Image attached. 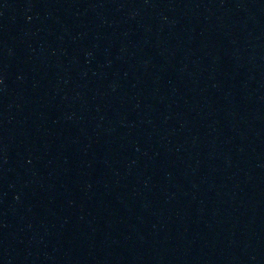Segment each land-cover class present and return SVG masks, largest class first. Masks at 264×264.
Segmentation results:
<instances>
[{
	"label": "water",
	"instance_id": "95a60500",
	"mask_svg": "<svg viewBox=\"0 0 264 264\" xmlns=\"http://www.w3.org/2000/svg\"><path fill=\"white\" fill-rule=\"evenodd\" d=\"M0 264H264V0H0Z\"/></svg>",
	"mask_w": 264,
	"mask_h": 264
}]
</instances>
